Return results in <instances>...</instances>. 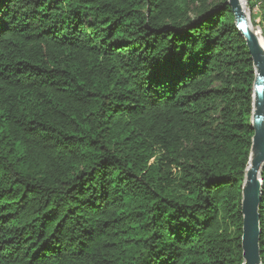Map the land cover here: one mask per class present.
<instances>
[{"label":"trees","instance_id":"1","mask_svg":"<svg viewBox=\"0 0 264 264\" xmlns=\"http://www.w3.org/2000/svg\"><path fill=\"white\" fill-rule=\"evenodd\" d=\"M228 2L0 0V264H244L255 69Z\"/></svg>","mask_w":264,"mask_h":264},{"label":"water","instance_id":"2","mask_svg":"<svg viewBox=\"0 0 264 264\" xmlns=\"http://www.w3.org/2000/svg\"><path fill=\"white\" fill-rule=\"evenodd\" d=\"M228 5L235 14V24L246 41L255 69L251 125L254 135L242 186V251L244 264H262L259 209L263 199L261 173L264 168V48L258 36L259 32L253 30L243 9L242 0H229Z\"/></svg>","mask_w":264,"mask_h":264},{"label":"rangeland","instance_id":"3","mask_svg":"<svg viewBox=\"0 0 264 264\" xmlns=\"http://www.w3.org/2000/svg\"><path fill=\"white\" fill-rule=\"evenodd\" d=\"M242 1L244 2V3L242 2L243 9L250 19L251 26H252L253 30L258 33L259 30H261L260 29L259 10L256 7H254V8L251 7L250 3H253V4L255 3V2H253V0H250L251 2L249 0H242ZM252 16H256L254 23H252ZM258 34H259V36H261L260 33H258Z\"/></svg>","mask_w":264,"mask_h":264},{"label":"built area","instance_id":"4","mask_svg":"<svg viewBox=\"0 0 264 264\" xmlns=\"http://www.w3.org/2000/svg\"><path fill=\"white\" fill-rule=\"evenodd\" d=\"M253 2H255V7L258 9L259 8V5L262 3V0H253ZM259 33L261 35V30H259Z\"/></svg>","mask_w":264,"mask_h":264},{"label":"bare ground","instance_id":"5","mask_svg":"<svg viewBox=\"0 0 264 264\" xmlns=\"http://www.w3.org/2000/svg\"><path fill=\"white\" fill-rule=\"evenodd\" d=\"M242 2H243V1H242ZM243 3H244V2H243ZM258 36H259V35H258ZM259 39H260L261 45H262L263 48H264V40H263V38L260 36Z\"/></svg>","mask_w":264,"mask_h":264}]
</instances>
